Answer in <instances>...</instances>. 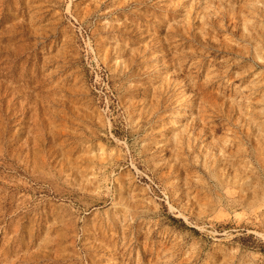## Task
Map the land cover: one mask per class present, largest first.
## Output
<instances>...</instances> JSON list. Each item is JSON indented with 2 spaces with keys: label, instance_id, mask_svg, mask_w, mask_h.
<instances>
[{
  "label": "rangeland",
  "instance_id": "1",
  "mask_svg": "<svg viewBox=\"0 0 264 264\" xmlns=\"http://www.w3.org/2000/svg\"><path fill=\"white\" fill-rule=\"evenodd\" d=\"M0 264H264V0H0Z\"/></svg>",
  "mask_w": 264,
  "mask_h": 264
},
{
  "label": "bare ground",
  "instance_id": "2",
  "mask_svg": "<svg viewBox=\"0 0 264 264\" xmlns=\"http://www.w3.org/2000/svg\"><path fill=\"white\" fill-rule=\"evenodd\" d=\"M162 25V23L159 24V26ZM246 157V155H235V159H234V162H238V161H242L244 160V158ZM260 174V173H259ZM262 176V175H261Z\"/></svg>",
  "mask_w": 264,
  "mask_h": 264
},
{
  "label": "trees",
  "instance_id": "3",
  "mask_svg": "<svg viewBox=\"0 0 264 264\" xmlns=\"http://www.w3.org/2000/svg\"><path fill=\"white\" fill-rule=\"evenodd\" d=\"M174 220H176V219H174Z\"/></svg>",
  "mask_w": 264,
  "mask_h": 264
}]
</instances>
